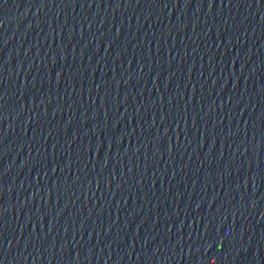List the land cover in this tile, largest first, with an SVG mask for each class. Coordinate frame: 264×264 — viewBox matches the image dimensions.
Returning <instances> with one entry per match:
<instances>
[{
	"label": "water",
	"instance_id": "water-1",
	"mask_svg": "<svg viewBox=\"0 0 264 264\" xmlns=\"http://www.w3.org/2000/svg\"><path fill=\"white\" fill-rule=\"evenodd\" d=\"M0 264H264V0H0Z\"/></svg>",
	"mask_w": 264,
	"mask_h": 264
}]
</instances>
